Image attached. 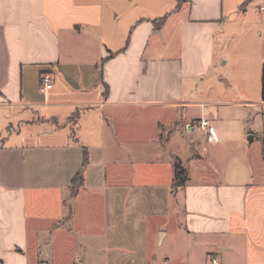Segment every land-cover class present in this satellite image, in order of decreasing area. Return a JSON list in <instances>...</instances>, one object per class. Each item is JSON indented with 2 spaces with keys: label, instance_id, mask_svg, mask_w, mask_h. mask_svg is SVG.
Returning <instances> with one entry per match:
<instances>
[{
  "label": "crops",
  "instance_id": "crops-1",
  "mask_svg": "<svg viewBox=\"0 0 264 264\" xmlns=\"http://www.w3.org/2000/svg\"><path fill=\"white\" fill-rule=\"evenodd\" d=\"M263 66L264 0H0V263L264 264Z\"/></svg>",
  "mask_w": 264,
  "mask_h": 264
},
{
  "label": "rangeland",
  "instance_id": "rangeland-1",
  "mask_svg": "<svg viewBox=\"0 0 264 264\" xmlns=\"http://www.w3.org/2000/svg\"><path fill=\"white\" fill-rule=\"evenodd\" d=\"M257 32L258 29L256 28V30L250 34L252 36V39L250 40V42H254V41H258L257 38ZM249 35V36H250ZM227 43V47H225L222 51V54L224 56L225 59H227L228 64H224L221 62V60L219 59L218 55V59L215 62V67L212 71V76L209 77V79H212L213 81L216 82V93L219 95V99L221 100H227V99H236V98H231L233 95H235V92L240 91L241 88L238 87V85L234 84V85H230V83L228 84V80L226 79L229 77H233L232 75H235L236 71L234 69L235 65H239L243 62V59L245 58L244 55H240L234 53L233 51V47L235 45V41L233 39L226 41ZM253 50L250 49V53ZM250 53L248 52L246 58H249ZM249 91H254V88H249ZM216 94V95H217ZM176 128V127H175ZM164 135L167 132H170L169 129H165ZM167 136H164V138H166ZM181 152H183V149L180 148L179 149ZM184 154V153H183Z\"/></svg>",
  "mask_w": 264,
  "mask_h": 264
},
{
  "label": "trees",
  "instance_id": "trees-1",
  "mask_svg": "<svg viewBox=\"0 0 264 264\" xmlns=\"http://www.w3.org/2000/svg\"><path fill=\"white\" fill-rule=\"evenodd\" d=\"M185 0H180V3L184 2ZM163 23V20L159 21V25ZM261 98L264 102V66L262 68V75H261ZM88 153L84 151L83 154V165L81 169L77 172L75 177L72 180V197L77 194L79 189L83 186L84 183V171L88 165ZM188 181V172L186 168L182 165L180 161H175L174 163V184L173 187L175 189L184 187Z\"/></svg>",
  "mask_w": 264,
  "mask_h": 264
},
{
  "label": "built area",
  "instance_id": "built-area-1",
  "mask_svg": "<svg viewBox=\"0 0 264 264\" xmlns=\"http://www.w3.org/2000/svg\"><path fill=\"white\" fill-rule=\"evenodd\" d=\"M42 81L44 83V89L45 90L51 89L52 85H51L50 79L48 77H43ZM186 130L188 132L202 131V132H206L207 134H209L210 137H214V131L210 126L209 120H201L198 123L188 124V125H186ZM212 264H218V263H217V261H213Z\"/></svg>",
  "mask_w": 264,
  "mask_h": 264
}]
</instances>
